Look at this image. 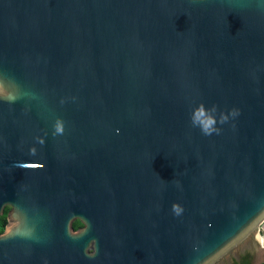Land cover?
<instances>
[{
  "label": "water",
  "instance_id": "95a60500",
  "mask_svg": "<svg viewBox=\"0 0 264 264\" xmlns=\"http://www.w3.org/2000/svg\"><path fill=\"white\" fill-rule=\"evenodd\" d=\"M7 207L0 264H212L258 233L264 0H0Z\"/></svg>",
  "mask_w": 264,
  "mask_h": 264
},
{
  "label": "flooded vegetation",
  "instance_id": "af4514ba",
  "mask_svg": "<svg viewBox=\"0 0 264 264\" xmlns=\"http://www.w3.org/2000/svg\"><path fill=\"white\" fill-rule=\"evenodd\" d=\"M8 209L9 207L5 209L1 217L7 213L9 218L10 211L8 213ZM4 232L5 231L0 234ZM212 264H264V242L257 234V228L242 238L228 252L223 254Z\"/></svg>",
  "mask_w": 264,
  "mask_h": 264
},
{
  "label": "clouds",
  "instance_id": "9594fccd",
  "mask_svg": "<svg viewBox=\"0 0 264 264\" xmlns=\"http://www.w3.org/2000/svg\"><path fill=\"white\" fill-rule=\"evenodd\" d=\"M227 117L222 118L221 123L225 122ZM193 123L199 125L202 132L205 135H212L214 132L218 133L219 130L215 127L216 120L209 115H206L203 106L195 113L193 117ZM58 131H62V128H58ZM177 205H173V210L177 209Z\"/></svg>",
  "mask_w": 264,
  "mask_h": 264
},
{
  "label": "trees",
  "instance_id": "16d2710c",
  "mask_svg": "<svg viewBox=\"0 0 264 264\" xmlns=\"http://www.w3.org/2000/svg\"><path fill=\"white\" fill-rule=\"evenodd\" d=\"M6 215H7V213H6ZM6 215H4L3 217H0V233H2L3 232V228L5 227V224H6V222H5V220H6ZM83 226V224L81 223V222H79V221H76L75 223H74V228L76 229V230H78L79 228H81Z\"/></svg>",
  "mask_w": 264,
  "mask_h": 264
},
{
  "label": "built area",
  "instance_id": "2783aa9c",
  "mask_svg": "<svg viewBox=\"0 0 264 264\" xmlns=\"http://www.w3.org/2000/svg\"><path fill=\"white\" fill-rule=\"evenodd\" d=\"M264 242V220L259 224V230L257 233Z\"/></svg>",
  "mask_w": 264,
  "mask_h": 264
},
{
  "label": "rangeland",
  "instance_id": "374dc122",
  "mask_svg": "<svg viewBox=\"0 0 264 264\" xmlns=\"http://www.w3.org/2000/svg\"><path fill=\"white\" fill-rule=\"evenodd\" d=\"M9 211H11V210H10V207H9V209H8V213H9ZM6 216H7V215H6ZM5 222H6V224H5V227L3 228V229H4L3 231H5V230H6V228H7V225L9 224L8 216L6 217V220H5Z\"/></svg>",
  "mask_w": 264,
  "mask_h": 264
}]
</instances>
